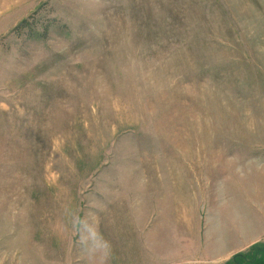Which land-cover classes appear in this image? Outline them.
<instances>
[{
	"label": "rangeland",
	"instance_id": "rangeland-1",
	"mask_svg": "<svg viewBox=\"0 0 264 264\" xmlns=\"http://www.w3.org/2000/svg\"><path fill=\"white\" fill-rule=\"evenodd\" d=\"M0 264H264V0H0Z\"/></svg>",
	"mask_w": 264,
	"mask_h": 264
}]
</instances>
